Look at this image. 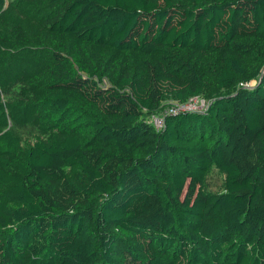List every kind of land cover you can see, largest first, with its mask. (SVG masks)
<instances>
[{"label":"trees","instance_id":"16d2710c","mask_svg":"<svg viewBox=\"0 0 264 264\" xmlns=\"http://www.w3.org/2000/svg\"><path fill=\"white\" fill-rule=\"evenodd\" d=\"M35 1L52 75L14 117L60 134L23 146L0 90V264H264V0Z\"/></svg>","mask_w":264,"mask_h":264},{"label":"rangeland","instance_id":"374dc122","mask_svg":"<svg viewBox=\"0 0 264 264\" xmlns=\"http://www.w3.org/2000/svg\"><path fill=\"white\" fill-rule=\"evenodd\" d=\"M41 5L35 0H7L6 4L0 7V90L5 95V110L8 115L11 127L22 137L23 146H28L37 140L48 141L60 132L51 129L39 118H33L28 123H24L19 118L14 117V113L19 109L20 104L30 103L38 100L42 94L39 88L43 82H36V76L44 75L51 77L53 58L51 53L55 52L53 41L56 37L46 30L42 24ZM43 8V7H42ZM21 24L28 37L27 43L20 42L14 30ZM12 41V42H11ZM16 43V44H15ZM65 55V53H63ZM206 64L211 65L209 61ZM218 90L212 87L199 96H194L186 101H179L173 97H168L159 110L150 112L149 120L157 127H161V121L167 108L164 105L170 104L178 109L182 105L187 106L186 111H201L204 107H198L197 103H206L209 106L214 100V94ZM198 109V110H197ZM169 110V107H168ZM213 189H221L224 176L219 172H214L210 178Z\"/></svg>","mask_w":264,"mask_h":264},{"label":"built area","instance_id":"2783aa9c","mask_svg":"<svg viewBox=\"0 0 264 264\" xmlns=\"http://www.w3.org/2000/svg\"><path fill=\"white\" fill-rule=\"evenodd\" d=\"M199 103H200V102L197 103V106H198V107H204L205 109L208 107V106H206V103H205V102H202L200 105H198ZM186 107H187V106L182 105L181 109H178V108H176V107H174V106H171V107H169V111H186V110H185ZM205 109H201V111H204ZM192 110H193V109H192ZM197 110H198V109H197ZM162 124H163V118H162V121H161V126H162Z\"/></svg>","mask_w":264,"mask_h":264}]
</instances>
